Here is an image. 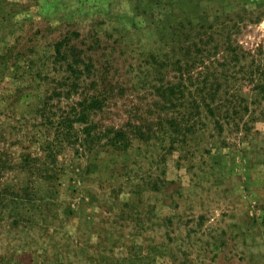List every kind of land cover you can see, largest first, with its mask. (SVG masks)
<instances>
[{
	"label": "rangeland",
	"instance_id": "1",
	"mask_svg": "<svg viewBox=\"0 0 264 264\" xmlns=\"http://www.w3.org/2000/svg\"><path fill=\"white\" fill-rule=\"evenodd\" d=\"M64 38L91 64L54 95ZM84 94L94 142L0 174V264H264V0H0V151L40 154Z\"/></svg>",
	"mask_w": 264,
	"mask_h": 264
},
{
	"label": "trees",
	"instance_id": "2",
	"mask_svg": "<svg viewBox=\"0 0 264 264\" xmlns=\"http://www.w3.org/2000/svg\"><path fill=\"white\" fill-rule=\"evenodd\" d=\"M68 45V39L64 38L54 44V53L53 56L57 62L59 59L63 61L64 72L65 75L62 76L63 83L66 85V92H53L55 91V87L52 89V93H65L66 95H71L73 91L77 93V89L80 86V80L85 78L87 75H84V71H89L90 61L85 62L79 54L73 51V46H70V52L72 54L71 58H68V54L65 48ZM72 87V88H70ZM48 100L52 98V96L46 97ZM46 99V100H47ZM101 105V100L97 98L95 94H84L78 102L68 111V115L62 117L60 120H54L50 122L48 117L45 116L48 122L44 123L45 132L43 140L39 143V149L41 151L38 155H33L31 152L20 154L18 160L12 161L8 158V154L5 151H0V174L4 169L15 168L17 170H23L28 174L26 180L29 178L37 177L38 180L47 181L51 178L57 177L58 168L54 166L56 152L58 151V147L62 146V141L74 143V141H70L72 138L75 141L83 140L89 143L94 142L96 137H98V133H91L86 126L81 129V132L85 135L83 138H79V136L75 132L74 122L76 123H84L87 121V115L92 111L98 109ZM79 108V109H77ZM112 135L108 134L107 144L115 149H124L128 145L127 139L124 133L121 130H111ZM28 182H25L24 185L19 184L17 186V190L21 192V194H15L13 192V196L19 197L20 200H40L42 199L40 195L36 196V192L34 190V186L27 185ZM7 188H0V197H2V193ZM7 194H9L7 192ZM50 197V196H48ZM53 196L52 199H54ZM32 217V216H31ZM40 217H42L40 215ZM16 264V263H14ZM18 264V263H17Z\"/></svg>",
	"mask_w": 264,
	"mask_h": 264
}]
</instances>
